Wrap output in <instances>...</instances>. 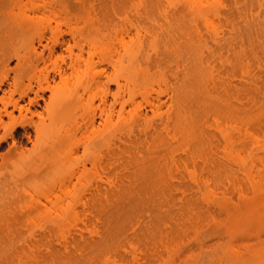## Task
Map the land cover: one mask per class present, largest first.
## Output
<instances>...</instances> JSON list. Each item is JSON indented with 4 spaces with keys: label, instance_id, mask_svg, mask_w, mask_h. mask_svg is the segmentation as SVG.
<instances>
[{
    "label": "bare ground",
    "instance_id": "6f19581e",
    "mask_svg": "<svg viewBox=\"0 0 264 264\" xmlns=\"http://www.w3.org/2000/svg\"><path fill=\"white\" fill-rule=\"evenodd\" d=\"M109 3L128 14L158 15L168 22H186L192 15L202 16L206 23L219 20L223 34L219 48L229 75L217 81L214 73L205 72L208 67L203 63L185 66L167 126L176 129L174 137L179 139L196 136L201 127L196 107L205 105L196 80L203 73L204 88L215 86L214 94L207 92L210 108H221L232 118L229 137L234 151L228 156H196L208 162L209 170L200 174L182 169L178 156H132L143 169L134 181L113 177V156H126L125 96L140 62H133V49L124 36L115 39L104 34L108 41L101 56L94 50L97 39L82 43L83 35L77 33L81 29L72 21L112 20L102 9L87 15L67 13L69 19L56 14L57 19H68V29H62V23L58 30L50 26V36L41 32L39 46L33 43L28 53L7 51L0 57V68H7L0 74V264H154L176 246L186 245L181 256L196 252L198 244H205L193 238V229L200 232L207 223L223 226L227 237L236 240L230 245L241 256L238 259L264 264V230L254 226L264 222V0H99L102 7ZM15 25L24 28L22 23ZM184 45L187 49V42ZM180 47L179 41L172 44L175 51ZM14 58L19 73L10 81ZM100 65L104 69L98 71ZM74 79H78L75 88L65 89L53 106L57 91ZM111 84H116V91ZM92 88L97 92L90 94ZM48 91L51 100L46 98ZM96 97L101 100L99 115L97 108L89 109ZM57 116L64 126L50 134L47 120ZM77 133L85 136L86 156L106 157L109 170L106 185L92 184L90 216L78 218L72 231L19 232L21 195L14 155L26 154L31 143L54 148ZM159 242L168 251L162 252Z\"/></svg>",
    "mask_w": 264,
    "mask_h": 264
},
{
    "label": "rangeland",
    "instance_id": "374dc122",
    "mask_svg": "<svg viewBox=\"0 0 264 264\" xmlns=\"http://www.w3.org/2000/svg\"><path fill=\"white\" fill-rule=\"evenodd\" d=\"M100 9L106 13L104 15H109L113 19L97 23L72 21L74 27L81 29V32L77 33L79 36L83 35L82 43L86 42L85 39H97L94 50H97L101 56L108 41L104 34L115 39L124 36L129 48L133 49V62H140L138 74L131 78L125 96L126 156H113L114 159L110 162L112 176L128 183L133 182L143 169L132 160V156H178L183 165L182 169L187 168L186 170L192 174H200L203 170H209L208 162L196 156L231 155L235 148L234 142L229 137L233 132L232 118L221 108L218 110L210 108L211 101L207 97V92L214 94L215 86L212 83L209 84V88L206 86L204 88L203 73L198 74L196 80V86L201 90L200 101L205 103L201 109L196 107L199 110L197 121L201 126L196 136L189 138L190 140L179 139L178 136L174 137L176 129L167 126L174 111V91L178 86L177 81L179 77L186 75L185 66L187 67L190 62L203 63L208 67L205 72H212L211 75L214 73L217 81L221 80L220 77L229 75L228 70L223 66L219 48L220 37L223 34L218 19L214 18L213 22L206 23L202 16L192 15L186 22H168L158 15L128 14L118 4L109 3L107 7H102L99 0H0V57L7 51L28 53L33 43L39 46L41 32H47L46 34L50 36V26L57 29L58 24L62 23L61 28L68 29L66 25L68 14H95L101 11ZM56 14L67 16L68 19H57ZM156 18L160 19L159 24ZM19 23L24 24V28L15 25ZM67 37L70 38V34ZM176 41L181 44L177 51L172 48V44ZM184 42L188 44L187 49ZM178 60H180L179 64ZM17 62L16 58L10 61L8 71L10 81H13L19 73ZM50 67L53 68L54 64ZM6 69L1 67L0 74ZM102 69L104 65H100L97 70ZM28 73L33 71L29 70ZM192 77H194L193 72ZM77 81L78 79H74L69 86L57 91L53 106H57L58 98L65 89L75 88ZM219 86L220 84L217 89L221 90ZM4 88H8V84ZM110 89L112 92L116 91V84H111ZM95 92L97 89L92 88L90 94ZM50 95L48 91L46 98L49 100H51ZM19 96L16 94L15 97L19 98ZM109 97V102H112L113 96ZM211 99L214 101L212 97ZM41 103L44 105V101ZM100 104V98L96 97L89 109L97 108L99 115ZM119 108L120 105L117 109ZM101 121L102 119L98 117L97 125ZM117 121L118 117L114 119L115 123ZM47 124L50 134L64 126L61 116L49 118ZM85 141L84 134L77 133L54 148L46 144L34 146L31 143L26 154L14 155L18 177L17 190L21 195L18 203L19 232L30 235L72 231L78 218L84 219L90 216L92 184L97 182L106 185V174L109 170L106 169V157L86 156L83 147ZM95 177L97 180L93 182ZM260 219L262 220V217ZM258 221L260 220H256ZM261 223L264 225V222L260 221L254 226L259 224L260 226L256 228L262 231L264 229L260 227L264 226ZM207 224L200 227L202 228L200 232H198L199 228L195 233L193 229V238H198L205 244L203 246L198 244L196 252L188 256L182 253L183 257L180 254L186 250V245L176 246V251L170 249L172 250L170 252L166 249L168 247L165 246V241L162 243L166 248L159 242L162 252L165 249L168 252H165V256L157 258L154 264H248L246 257L242 260L237 258L241 257L239 254H234L236 249L234 247L231 249L230 244L236 240L227 237L223 226ZM222 235L224 238L221 237ZM229 239L234 241L230 242Z\"/></svg>",
    "mask_w": 264,
    "mask_h": 264
}]
</instances>
